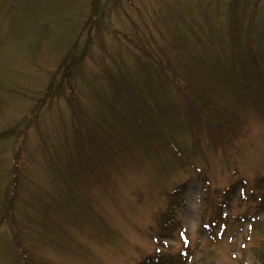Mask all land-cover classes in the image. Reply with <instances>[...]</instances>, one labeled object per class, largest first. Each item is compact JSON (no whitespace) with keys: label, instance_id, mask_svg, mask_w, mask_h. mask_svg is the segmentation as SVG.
Here are the masks:
<instances>
[{"label":"rangeland","instance_id":"1","mask_svg":"<svg viewBox=\"0 0 264 264\" xmlns=\"http://www.w3.org/2000/svg\"><path fill=\"white\" fill-rule=\"evenodd\" d=\"M260 178L264 0H0V264H259Z\"/></svg>","mask_w":264,"mask_h":264},{"label":"trees","instance_id":"2","mask_svg":"<svg viewBox=\"0 0 264 264\" xmlns=\"http://www.w3.org/2000/svg\"><path fill=\"white\" fill-rule=\"evenodd\" d=\"M238 26V25H237ZM237 26H234L233 27V31H237L238 30V28L239 27H237ZM75 56L74 55H72V58L70 59V62L67 64L68 66L67 67H69L67 70H65L66 72L67 71H70V69H71V67H73V65L75 64ZM64 67H66V66H64ZM67 76V75H66ZM65 76V77H66ZM69 86V88H70V82H68L67 83ZM143 101H141L140 103H142ZM13 130H15V129H13ZM6 136V135H8V133H5V134H3L2 136ZM4 136V137H5ZM175 151H177V150H175ZM174 151V152H175ZM17 161V159L16 160H14V163H13V171H14V173L16 174V170H17V167H18V162H16ZM14 181H15V179H14ZM13 181V182H14ZM263 185L262 187L264 188V179L262 180V178H260V180L258 179L257 180V182H256V185L255 186H260V185ZM182 188H183V185L181 184V185H179V186H177L173 191H172V193H171V197L173 198V194L174 193H176V191H181L182 190ZM232 190V189H231ZM164 220H166V222H169V224L171 225V221H173V219H172V215H171V213H168V215L166 216V218L164 219ZM255 221L253 220V222L252 223H254ZM263 235H264V233H263ZM254 249H256V248H254ZM254 257H255V260L256 261H258V263L259 264H264V241L263 242H261V245H260V247L259 248H257L256 249V251H255V253H254Z\"/></svg>","mask_w":264,"mask_h":264}]
</instances>
